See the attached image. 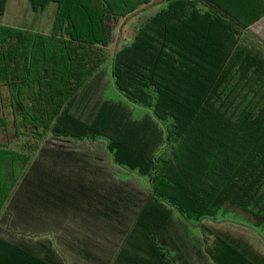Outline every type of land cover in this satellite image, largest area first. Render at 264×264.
Masks as SVG:
<instances>
[{
  "label": "trees",
  "instance_id": "1",
  "mask_svg": "<svg viewBox=\"0 0 264 264\" xmlns=\"http://www.w3.org/2000/svg\"><path fill=\"white\" fill-rule=\"evenodd\" d=\"M27 1L55 11L46 34L0 26V264H264L214 222L264 229V37L215 0H163L111 55L153 0ZM109 63L151 116L105 99Z\"/></svg>",
  "mask_w": 264,
  "mask_h": 264
},
{
  "label": "rangeland",
  "instance_id": "2",
  "mask_svg": "<svg viewBox=\"0 0 264 264\" xmlns=\"http://www.w3.org/2000/svg\"><path fill=\"white\" fill-rule=\"evenodd\" d=\"M218 4L222 5L221 8H225L230 15H233L236 20H239L243 25H250L248 27L254 28L256 32L264 37V0H247L246 4L241 5V2L245 3V0H215ZM166 4L163 0H153L151 5L146 8L145 13L137 14L128 18L127 20L118 21L115 30L113 32V43L109 50L111 55L114 51L122 48L125 44L128 45L137 33L140 24L144 22L149 16H152L158 10L165 8ZM55 11V5L49 4L40 12H33L29 6L27 0H8L6 10L3 15H0V26L19 27L25 29H32L41 33H48L51 28ZM197 11L200 15H206L208 12L209 17L215 18L214 13L209 10H205L200 5L197 6ZM199 20V18L197 17ZM260 25L258 26V24ZM235 30L232 29V32ZM111 63L107 65V71L109 74L110 84L104 90V97L106 100L112 102H121L126 104L132 111V117L135 120H140L144 116H151V110L149 108L142 107L130 103L123 94H121L115 87L110 76ZM258 78L256 84L264 94V64L261 70L258 71ZM260 93V96H261ZM262 102L264 103V95H262ZM92 148H100L96 144H91ZM216 224L221 225L224 229L229 231H236L244 235L246 239L258 247L260 250H264V229H254L251 226V219L249 216L239 212H232L219 216ZM197 233V231H195ZM198 234V233H197ZM16 237V238H15ZM30 239L33 243L40 241L38 238H25L21 234L16 233L11 236L12 241H18V239Z\"/></svg>",
  "mask_w": 264,
  "mask_h": 264
},
{
  "label": "crops",
  "instance_id": "3",
  "mask_svg": "<svg viewBox=\"0 0 264 264\" xmlns=\"http://www.w3.org/2000/svg\"><path fill=\"white\" fill-rule=\"evenodd\" d=\"M247 3V0H245V3H243V1L241 2V5H243V4H246Z\"/></svg>",
  "mask_w": 264,
  "mask_h": 264
}]
</instances>
